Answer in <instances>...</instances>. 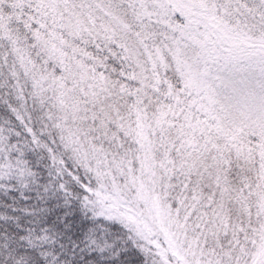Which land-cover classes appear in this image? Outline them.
Here are the masks:
<instances>
[{"label": "snow or ice", "instance_id": "6c2138e0", "mask_svg": "<svg viewBox=\"0 0 264 264\" xmlns=\"http://www.w3.org/2000/svg\"><path fill=\"white\" fill-rule=\"evenodd\" d=\"M0 264H264V0H0Z\"/></svg>", "mask_w": 264, "mask_h": 264}]
</instances>
